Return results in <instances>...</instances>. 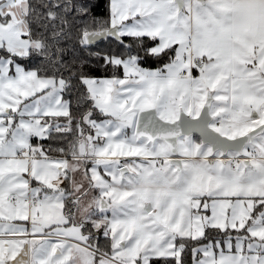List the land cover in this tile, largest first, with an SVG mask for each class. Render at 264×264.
Masks as SVG:
<instances>
[{
    "label": "snow or ice",
    "instance_id": "obj_1",
    "mask_svg": "<svg viewBox=\"0 0 264 264\" xmlns=\"http://www.w3.org/2000/svg\"><path fill=\"white\" fill-rule=\"evenodd\" d=\"M95 7L0 0V264H264V0Z\"/></svg>",
    "mask_w": 264,
    "mask_h": 264
},
{
    "label": "trees",
    "instance_id": "obj_2",
    "mask_svg": "<svg viewBox=\"0 0 264 264\" xmlns=\"http://www.w3.org/2000/svg\"><path fill=\"white\" fill-rule=\"evenodd\" d=\"M95 3L97 4V7L93 9V12L98 16H107V4L108 0H95ZM125 42L128 43L131 41V38H124ZM123 51V49L117 44V42L114 39L108 38L106 40L100 41L96 43L94 46H87L82 47L77 40H73L71 44L69 45V51L65 55V59L68 61H72L74 58L79 60H88L89 64L86 66L85 71L88 72L89 75L95 76V77H110L112 75L111 69L105 70L103 65V60H98L97 58L90 55V53L100 52V53H108L111 54L113 52L120 53ZM167 61V57L164 58V61H157L148 59L141 63L142 67L145 68H152L155 69L157 67H160L163 62ZM37 61L33 59L32 61L28 62V67H34L37 65ZM119 75H122V72L118 73ZM68 73L65 72V76H67ZM80 90H83L81 87ZM76 91V90H74ZM60 121H63L64 118H59ZM55 135V134H54ZM35 142L36 140L33 139ZM44 147L47 149L49 145L53 149L61 146L64 142L59 139L54 140H48V141H42L41 142ZM49 155H60L57 152H50ZM210 237L217 238V234L215 230L211 231L209 233ZM103 241V239H101ZM187 264H191V252H188L187 256L185 257Z\"/></svg>",
    "mask_w": 264,
    "mask_h": 264
},
{
    "label": "crops",
    "instance_id": "obj_3",
    "mask_svg": "<svg viewBox=\"0 0 264 264\" xmlns=\"http://www.w3.org/2000/svg\"><path fill=\"white\" fill-rule=\"evenodd\" d=\"M194 75H198V72H195L194 71V73H193ZM122 76V75H121ZM100 78H103V77H100ZM53 119H55V118H53ZM60 121V120H59ZM61 122V121H60ZM63 122V121H62ZM34 144L37 142V141H32ZM50 156H52L53 158H60V155H50ZM123 159V158H122ZM127 159H133V158H127ZM222 235V234H221ZM217 238H219V236H217ZM51 239L53 240V241H55V237H51ZM101 243H103V241H101ZM189 252H190V250H189Z\"/></svg>",
    "mask_w": 264,
    "mask_h": 264
},
{
    "label": "water",
    "instance_id": "obj_4",
    "mask_svg": "<svg viewBox=\"0 0 264 264\" xmlns=\"http://www.w3.org/2000/svg\"><path fill=\"white\" fill-rule=\"evenodd\" d=\"M106 39H108V38H106ZM106 39H101V40L97 41L96 43H98V42H100V41H103V40H106ZM111 39H112V38H111ZM96 43H94L93 45H90V46H94Z\"/></svg>",
    "mask_w": 264,
    "mask_h": 264
},
{
    "label": "rangeland",
    "instance_id": "obj_5",
    "mask_svg": "<svg viewBox=\"0 0 264 264\" xmlns=\"http://www.w3.org/2000/svg\"><path fill=\"white\" fill-rule=\"evenodd\" d=\"M62 122V121H61Z\"/></svg>",
    "mask_w": 264,
    "mask_h": 264
}]
</instances>
